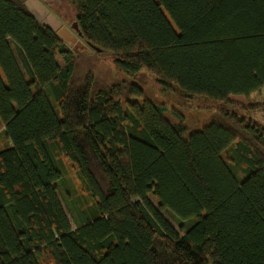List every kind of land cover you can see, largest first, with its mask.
Wrapping results in <instances>:
<instances>
[{"label": "trees", "instance_id": "trees-1", "mask_svg": "<svg viewBox=\"0 0 264 264\" xmlns=\"http://www.w3.org/2000/svg\"><path fill=\"white\" fill-rule=\"evenodd\" d=\"M65 1L121 72L264 108V0ZM76 56L23 0H0V264H264V127L223 109L187 130L135 84L71 81ZM56 152L94 199L75 228Z\"/></svg>", "mask_w": 264, "mask_h": 264}, {"label": "rangeland", "instance_id": "rangeland-1", "mask_svg": "<svg viewBox=\"0 0 264 264\" xmlns=\"http://www.w3.org/2000/svg\"><path fill=\"white\" fill-rule=\"evenodd\" d=\"M46 5L49 11L75 34L70 29V25L74 21V10L71 5L65 0H48ZM78 39L82 40L81 38ZM76 54L71 81H80L88 72H92L105 83L124 82L126 85L135 84L142 89L145 98L166 106V117L182 122L187 130H196L209 124L212 120H220L222 118L220 113L223 109L233 111L237 115L250 119L264 127V108L262 107L247 111L205 97H190L183 95L181 92L166 91L158 82L157 77L147 70H141L136 75H127L121 72L114 65L112 55L106 51L93 50L90 53L83 52ZM16 56L26 79H28V73L17 53ZM58 61L60 64L62 63L59 57ZM251 96L257 104H263L264 87L251 93ZM10 145V140L1 128L0 150ZM56 154L58 155L59 164L66 174L65 185H60L58 197L71 226L75 228L80 223L81 218L89 215V207L94 203V199L91 197L89 191L85 189L82 180L77 177L70 162L60 153L56 152ZM148 199L154 206H157L155 199L151 195L148 196ZM161 213L175 229H179L180 225L186 226L191 221H180L166 210H161Z\"/></svg>", "mask_w": 264, "mask_h": 264}, {"label": "water", "instance_id": "water-1", "mask_svg": "<svg viewBox=\"0 0 264 264\" xmlns=\"http://www.w3.org/2000/svg\"><path fill=\"white\" fill-rule=\"evenodd\" d=\"M24 4L31 12V14L35 17V19L43 25L49 27L55 34L65 43L67 44L74 53H90L91 51H101V49L92 45L88 41L83 39V35L77 25L76 21H73L70 25V29L73 30L74 33L69 30L68 27L62 24V22L49 11V8L43 3L42 0H23ZM59 1V0H56ZM81 38L82 40H79Z\"/></svg>", "mask_w": 264, "mask_h": 264}, {"label": "flooded vegetation", "instance_id": "flooded-vegetation-1", "mask_svg": "<svg viewBox=\"0 0 264 264\" xmlns=\"http://www.w3.org/2000/svg\"><path fill=\"white\" fill-rule=\"evenodd\" d=\"M45 5L47 4L48 0H42ZM47 6V5H46Z\"/></svg>", "mask_w": 264, "mask_h": 264}]
</instances>
